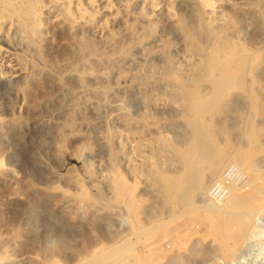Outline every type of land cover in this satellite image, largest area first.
<instances>
[{
  "label": "rangeland",
  "instance_id": "obj_1",
  "mask_svg": "<svg viewBox=\"0 0 264 264\" xmlns=\"http://www.w3.org/2000/svg\"><path fill=\"white\" fill-rule=\"evenodd\" d=\"M214 4L4 13L0 264H264V0Z\"/></svg>",
  "mask_w": 264,
  "mask_h": 264
},
{
  "label": "bare ground",
  "instance_id": "obj_2",
  "mask_svg": "<svg viewBox=\"0 0 264 264\" xmlns=\"http://www.w3.org/2000/svg\"><path fill=\"white\" fill-rule=\"evenodd\" d=\"M119 1L120 2L116 4L114 0H87V2H84L83 0H49L48 2L46 0H37L35 3H31V0H0V33L4 24H6L4 13H13L14 10L10 9L13 7H16L19 11L24 10L27 14L24 15L30 17L34 16L39 20H42L47 13H53L56 7H60V9L63 10L68 18L73 19L76 27L87 26L97 35L103 36L112 33L115 24H122L124 22V20L120 18L118 6H141L143 14H146V12L150 10V13H152V15L154 16H161V14H166V20L168 23H170L175 16L174 4L177 0H167V2L163 0ZM200 1L209 9H212V7H214L215 5L214 3L216 2V0L215 2L214 0ZM165 2L167 3V5H165ZM18 10L14 12L16 13L18 12ZM13 20L14 19H11L8 22L12 25ZM127 21L125 20V23ZM22 74V67L20 66L16 57H14V53L7 54L4 48L0 45V81L18 80L21 78ZM212 225L213 227H216L218 224L217 222H212ZM235 238L236 239L234 242L237 243L240 238L238 235H236ZM107 258L108 257H106L105 259Z\"/></svg>",
  "mask_w": 264,
  "mask_h": 264
}]
</instances>
